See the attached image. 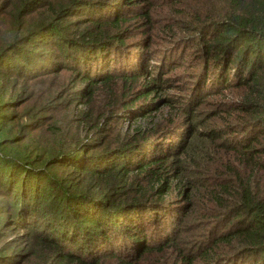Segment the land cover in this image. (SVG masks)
Returning a JSON list of instances; mask_svg holds the SVG:
<instances>
[{
  "label": "trees",
  "instance_id": "trees-1",
  "mask_svg": "<svg viewBox=\"0 0 264 264\" xmlns=\"http://www.w3.org/2000/svg\"><path fill=\"white\" fill-rule=\"evenodd\" d=\"M188 36L230 116L197 143L122 134L155 107L158 55L134 58ZM0 264H264V0H0Z\"/></svg>",
  "mask_w": 264,
  "mask_h": 264
},
{
  "label": "rangeland",
  "instance_id": "rangeland-1",
  "mask_svg": "<svg viewBox=\"0 0 264 264\" xmlns=\"http://www.w3.org/2000/svg\"><path fill=\"white\" fill-rule=\"evenodd\" d=\"M156 12H159V15H155L152 22L154 23V26L156 23H158L160 26H162L161 30H163V21L165 18L162 17V14H164L166 10H164V8L157 7ZM139 13L140 12L134 11L135 16ZM172 17L173 19H171V16H169L164 22L171 23L174 26L181 21L178 18L179 16L172 15ZM173 30L174 32L178 31V29L175 28ZM160 33L162 32L160 31ZM145 36L150 38L148 34ZM160 36L161 34L159 37ZM139 39H141V36H139ZM144 40L148 45V38H144ZM159 40L161 39L159 38ZM159 40L156 37L152 38L153 44L155 46H149L150 48L147 50V55H140L139 57L134 58L135 60L145 61L146 59L152 57L151 55H155V53L158 55L154 61L150 62V68L148 64L146 77L140 79V83L142 82L144 84V82H147L149 83L147 86H150L153 89L152 94L147 98L145 103L142 102V105L148 104L150 100H153L155 107L152 108L151 112L145 115L139 114V111H136L134 116L122 114L123 118L119 119L123 121V130H121V133L123 134L124 132H127L129 135H132L134 134V129L136 127H140L142 130L148 129L153 130L154 132L161 130L162 137H165V134L168 133V135H174L175 137L184 136L185 141L190 139V141H194L193 143H197L205 136V140H207L209 138V131L213 127L216 128L218 125H222L215 112L223 113L222 115L224 116H230V113L224 106H226L225 104L228 103L229 109V107L238 100V94L236 91L232 90L225 92L223 96H213L210 92L213 78H211L210 81L208 78L207 86L204 88L205 90L203 92H199V90H197V86L204 80L199 79V73L194 72L193 69L197 68V63L201 57L189 55L184 58L183 51L177 50L179 44L183 45L185 49L192 45L190 36L187 38L182 37L180 38V41L177 39L174 43H169L161 47H158ZM135 41L132 45L136 44ZM155 48L156 50H154ZM159 53L162 54L161 57L166 55L169 58L168 65L165 64V60H162V58L159 56ZM153 64H156V67H152ZM163 67L166 68L162 70ZM141 89L142 87H140L138 90ZM218 91H220V88ZM192 94L193 96H191ZM138 95H134L133 99H136ZM133 99L131 100V103ZM137 107H139V104L133 105L131 109L135 110ZM224 130L227 131L224 133H229L224 135L220 134V139L219 135L214 137L216 140L215 145L221 146L225 142V139L229 138L232 139V142H235L233 140L235 137H237L238 132L231 134L230 129ZM174 140H177V138ZM214 147L217 150L218 147ZM219 155L225 154L220 153L216 155H208L215 158L214 159L211 157L209 160H205L207 156L205 158H194V160L190 161L193 163L191 166V171L197 169V172L204 178V173L208 171V169L218 168L220 170H218L216 173H212V175L222 176V173L225 172L224 167L226 165L227 159L222 157L223 159L221 158L220 161L217 162V157ZM192 177L193 176L191 175V178ZM179 185L182 186L179 184V182L174 183L176 190H179ZM200 205H203V203ZM198 231L199 230H197V233H199ZM191 235H193V231L191 232Z\"/></svg>",
  "mask_w": 264,
  "mask_h": 264
}]
</instances>
